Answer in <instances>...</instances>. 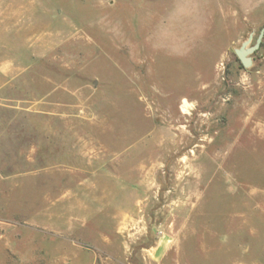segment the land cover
Returning <instances> with one entry per match:
<instances>
[{
    "label": "rangeland",
    "instance_id": "1",
    "mask_svg": "<svg viewBox=\"0 0 264 264\" xmlns=\"http://www.w3.org/2000/svg\"><path fill=\"white\" fill-rule=\"evenodd\" d=\"M263 27L264 0H0V264L69 210L98 264H258Z\"/></svg>",
    "mask_w": 264,
    "mask_h": 264
},
{
    "label": "crops",
    "instance_id": "2",
    "mask_svg": "<svg viewBox=\"0 0 264 264\" xmlns=\"http://www.w3.org/2000/svg\"><path fill=\"white\" fill-rule=\"evenodd\" d=\"M260 90L263 91L262 96L264 97V83L260 85ZM61 213L64 214V220L61 222L56 220L54 216H50V213L47 211L44 212V215L35 216V220L32 222V224L35 226L36 230L42 229V232L37 233L36 231L35 234H43V238L45 240H48V236L50 238L52 236V238L54 237L57 241L53 242L52 247H49L50 245H48V241H46L44 243L43 251L40 250V253H36L33 258H24V260H22L23 262L26 261L29 264H36L37 259H44L46 264H98L100 259H114V257L108 253L105 248L109 245L108 237H105L104 239L102 255H100L99 252H95L94 254L84 253L86 254L84 255L83 252L77 251L76 247L78 244L70 238H63L62 235H73L77 231V228H81L84 225H87V223L82 221L80 218H77V216H74V212L70 210L66 213L63 211ZM35 234L34 236H38ZM156 252L158 256L161 254L164 256L165 247L163 243L158 242V245L156 246ZM259 252L261 260H259L258 264H264V244L260 246ZM127 260L128 251L125 250L124 257L121 259L119 264H126Z\"/></svg>",
    "mask_w": 264,
    "mask_h": 264
},
{
    "label": "water",
    "instance_id": "3",
    "mask_svg": "<svg viewBox=\"0 0 264 264\" xmlns=\"http://www.w3.org/2000/svg\"><path fill=\"white\" fill-rule=\"evenodd\" d=\"M263 37L264 27L261 29L254 45L249 46L253 38V34H251L249 38L242 43L241 47L236 49V54L238 55L239 59L241 60L244 66L248 67L252 65L253 58L251 57V54L260 48Z\"/></svg>",
    "mask_w": 264,
    "mask_h": 264
},
{
    "label": "bare ground",
    "instance_id": "4",
    "mask_svg": "<svg viewBox=\"0 0 264 264\" xmlns=\"http://www.w3.org/2000/svg\"><path fill=\"white\" fill-rule=\"evenodd\" d=\"M187 105V104H186ZM186 107V106H185Z\"/></svg>",
    "mask_w": 264,
    "mask_h": 264
}]
</instances>
